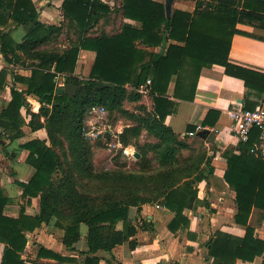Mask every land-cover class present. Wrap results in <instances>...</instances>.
Returning a JSON list of instances; mask_svg holds the SVG:
<instances>
[{
	"label": "trees",
	"instance_id": "obj_1",
	"mask_svg": "<svg viewBox=\"0 0 264 264\" xmlns=\"http://www.w3.org/2000/svg\"><path fill=\"white\" fill-rule=\"evenodd\" d=\"M235 2L217 0L216 3H210L209 8L194 14L176 9L171 16H167L164 2L125 0L126 16L139 20V26L127 23L116 34L88 36V29L98 22L101 16L99 12L106 8L99 0H64L65 17L76 21L81 34L69 47L57 50L39 48L47 45L60 28L39 20L33 0H0V23L8 25L12 17L13 23L23 25L26 31L24 40L17 43L11 39L10 31L0 29L1 51L5 58L12 61L9 52L15 55L16 50L21 49L29 57L38 60L30 76H16L27 88H12V99L0 113V125L12 131V137L18 136L14 131L25 122L20 112L26 103L25 95L35 94L41 106L32 113L29 125L33 130L46 127L51 141V144H47L46 140L36 138L23 144V148L29 151L27 161L35 168V172L29 181L20 183L24 187L22 196L29 201L33 197H40L37 213L28 214L23 207L18 217L6 215L5 206L10 198L0 186V241L6 243L3 264H22L21 252L27 244L25 232L43 223H50L53 219L56 225H67L63 240L68 246L78 241L81 223L88 225V252L112 250L128 240L133 245L135 241L130 238L136 235L139 224L130 218V207L156 201L161 196L164 197L163 204L175 212L169 227L190 225V218L184 210L198 204L195 183L204 176L199 171L200 164L204 160L208 165L211 162L206 150L196 155V158L191 155L179 157L180 150L187 144L166 125L167 115L176 112L177 98L193 100L204 66L220 64L227 74L242 79L251 92L264 93V72L230 60L232 36L239 31L236 22L259 21L264 25V0H242L239 6ZM229 25L231 27L225 30ZM169 38L184 44L171 43L166 53L149 51L138 45L141 40L148 45L164 46ZM82 48L96 52L90 75L86 79L72 75ZM62 73L66 74V83L83 84L73 97L57 93L56 77ZM6 75L7 71L0 72V86L4 85ZM174 77L175 85L170 94L169 87ZM148 78L151 79L153 110L148 111L142 104H138L134 110L125 108V100H141L142 93L136 89L145 84ZM97 81L108 85L98 87ZM257 105L258 101L247 100L245 107L252 109ZM92 106L104 107L110 116L116 111L130 119L129 125L119 135V142L124 147H136L140 153L137 162L149 166L155 160L160 167L152 175L112 173L114 177L118 175L119 182H143L146 187H118L114 191L122 192L110 195L102 203H94L89 195L78 191L75 182L66 175L62 156L55 147L59 143L63 144L64 141L59 138V134L63 133L70 144L75 164L84 172L88 171L89 167L85 164L90 146L82 130L87 111ZM219 115L218 110L210 109L204 125L215 124ZM42 116L45 122L41 120ZM194 129L195 126L188 125V130ZM142 130H146L156 142L140 143L138 137ZM259 133V128H255L247 143L240 142L245 146V151L224 152L227 160L224 178L236 192L238 211L235 220L246 225L247 232L242 238L217 232L209 242L210 254L216 264H231L237 258L253 260L264 252V241L253 238V228L249 224L253 208L264 209V156L246 151L247 147H253ZM150 153L152 157H149ZM59 169L62 176L56 179L55 172ZM212 172L213 167H210ZM120 220L123 221L122 229L116 226ZM39 254L58 257L45 247L41 248ZM98 263V257L89 256L85 264Z\"/></svg>",
	"mask_w": 264,
	"mask_h": 264
},
{
	"label": "crops",
	"instance_id": "obj_2",
	"mask_svg": "<svg viewBox=\"0 0 264 264\" xmlns=\"http://www.w3.org/2000/svg\"><path fill=\"white\" fill-rule=\"evenodd\" d=\"M99 1L106 10L99 12L100 19L88 29V36L116 34L121 32L127 23L139 26V20L126 16L125 0ZM155 1L165 3V0ZM235 1L238 6L242 3V0ZM33 2L39 13V20L60 28V33L57 31L53 34L55 39H62L64 34L67 37L73 27L79 31L76 21L65 17L64 0H33ZM216 2L217 0H174L171 15L176 9L194 14L196 11L209 8L210 3ZM65 21L69 23L67 26L64 24ZM230 27L231 25L225 30ZM236 28L239 31L232 36L230 60L238 65L264 72V25L259 21L246 20L236 22ZM0 29L10 31L11 39L17 43L22 42L26 34L24 26L13 23L12 17L8 25L0 23ZM171 43L184 44L180 40L169 38L164 46L148 45L141 40L138 45L149 51L166 53ZM62 46L67 48L68 45L62 43ZM39 48H44V45ZM95 56L94 50L82 48L72 75L88 78ZM9 57L12 61L5 58L0 41V72L7 71L4 85L0 86V113L11 101L13 87L27 88V85L16 79V76H30L32 69L38 63L37 59L29 57L21 49H17L15 55L10 51ZM56 83L58 88L62 87L66 83V74H58ZM174 85L175 77L170 83V94ZM25 96L26 103L20 109L21 117L25 122L14 131L18 136L12 137V131L9 132L0 125V186L10 198L4 212L13 217L20 216L23 207L28 214L37 213L39 210L40 197H33L29 201L22 196L24 187L20 183L29 181L35 172V168L27 161L29 151L23 148V144L36 138L44 140L48 138L46 127L33 130L29 125L32 113L37 112L41 106L39 98L35 94ZM176 100L178 101L176 112L167 115L166 125L172 128L180 139L190 136L200 137L204 141V150L211 162L208 165L204 160L200 171L204 176L195 183L198 189V204L196 207L184 210L190 218V225L170 228L168 224L175 212L163 204L164 197L161 196L156 201L130 207V218L135 224H139L136 235L130 238L135 241L133 245L128 240L112 250L99 249L96 252H88L86 223L79 225L78 241L68 246L63 240L67 225H56L53 219L50 223H43L34 230L25 232L27 244L21 252L22 264H85L89 256L98 257V264H216L215 258L210 254L209 242L214 239L217 232L239 238L245 236L247 226L235 220L238 211L235 201L236 192L224 178L227 169L224 152L245 151L244 145L232 132L229 110L246 106L247 100L258 101V105L263 104L264 93L251 92L242 79L227 74L224 66L213 64L202 68L193 100L180 98ZM134 103L146 106L148 111L154 108V99L150 93H142L141 100ZM131 107L132 105L129 106ZM210 109L218 110L220 115L215 124L204 125V119ZM41 120L45 122V117L42 116ZM188 125L195 126V129L188 130ZM154 139L153 137L152 140ZM124 148L127 153L135 152L133 145ZM246 151L259 155L254 145L247 147ZM210 167H213L212 173ZM156 204H160L161 207H157ZM249 224L253 228V238L264 241V209L254 207ZM116 226L122 229L123 221L120 220ZM5 246L6 243L0 241V264H3ZM42 247L53 251L58 257L40 255ZM231 264H264V252L253 260L237 258L236 262Z\"/></svg>",
	"mask_w": 264,
	"mask_h": 264
},
{
	"label": "rangeland",
	"instance_id": "obj_3",
	"mask_svg": "<svg viewBox=\"0 0 264 264\" xmlns=\"http://www.w3.org/2000/svg\"><path fill=\"white\" fill-rule=\"evenodd\" d=\"M64 24L67 26L69 23L65 21ZM80 34L81 32L73 27L67 37L66 34H64L62 39L53 38L48 42L47 45H44V47L47 46L57 50L65 49L63 48L62 43L68 45L67 47H69L71 43H74L77 40ZM79 79L86 78L79 77ZM130 105H132L131 108H129ZM137 105L138 104L127 100H125L123 104V106L129 110H134ZM130 122V119L121 116L120 113L116 111L113 112L111 116L109 115L108 110L107 114L99 115L91 114L90 109L87 111L84 125H89L91 127V125L94 123L99 131L102 132L93 139H87L85 137V139L88 140L90 146V151L85 164L86 166L88 165L89 168L86 172H84L80 166L78 167L75 164L74 155L69 149V142L65 140L63 133L59 134V138L64 142L63 144L59 143L55 145V147L62 156L66 175L72 178L78 191L84 195H89L94 203H102L105 202L110 195H118V193H121L122 190H114L121 186H124L126 189L129 188V186H138L140 188L146 187L145 183L143 182L132 181L127 183L124 180L119 182L118 175L114 177L112 173H124V175H126L127 173L135 172L152 175L160 169L158 163L155 162V160H152L149 166H145L137 162V159L140 156H136V151L138 152L136 147L135 152L127 153L124 146L119 142L120 133L126 126L129 125ZM105 130H108L109 134L105 133ZM152 139L153 136H151L148 132L145 133V130L144 132L142 130L141 135L138 137L139 142L142 144L156 142L155 139ZM182 141L187 144V147L180 150L179 157H184L186 155L195 157L196 155L204 152V141L200 139V137L191 138L190 136L188 138L186 137L182 139ZM46 143L51 144L49 135ZM149 157H152V153L149 154ZM201 164L199 171H201L202 168ZM61 176L62 171L59 169L55 172V177L58 179ZM126 189H124V191H127Z\"/></svg>",
	"mask_w": 264,
	"mask_h": 264
},
{
	"label": "built area",
	"instance_id": "obj_4",
	"mask_svg": "<svg viewBox=\"0 0 264 264\" xmlns=\"http://www.w3.org/2000/svg\"><path fill=\"white\" fill-rule=\"evenodd\" d=\"M150 84L151 79L148 78L146 83L136 90L140 93L147 94L150 92ZM90 113L97 115L107 114V109L102 106H92L90 108ZM229 115L232 119V132L239 142L247 143L250 140L253 130L259 128L260 133L258 140L254 144V149L259 155L264 156V103L252 109L246 108L245 106L230 109ZM82 132L87 139H93L102 131H99L97 126L93 123L91 127L89 125H84ZM104 132L109 134L108 130ZM156 206L161 207L160 204H156Z\"/></svg>",
	"mask_w": 264,
	"mask_h": 264
},
{
	"label": "water",
	"instance_id": "obj_5",
	"mask_svg": "<svg viewBox=\"0 0 264 264\" xmlns=\"http://www.w3.org/2000/svg\"><path fill=\"white\" fill-rule=\"evenodd\" d=\"M173 2H174V0H165L166 13L168 16L171 15ZM96 85L98 87H104V86H107L108 84L101 82V81H97ZM82 87H83V84H76V83H72V82H67L62 87L57 89V93L58 94L66 93L70 97H73L77 93L78 89H80ZM136 156H140V153L137 151H136Z\"/></svg>",
	"mask_w": 264,
	"mask_h": 264
}]
</instances>
